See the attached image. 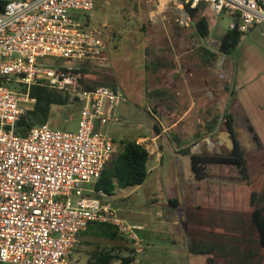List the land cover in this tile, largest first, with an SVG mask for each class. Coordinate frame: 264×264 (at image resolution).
Returning <instances> with one entry per match:
<instances>
[{
    "label": "rangeland",
    "instance_id": "1",
    "mask_svg": "<svg viewBox=\"0 0 264 264\" xmlns=\"http://www.w3.org/2000/svg\"><path fill=\"white\" fill-rule=\"evenodd\" d=\"M179 7L177 0H96L90 12L71 11L80 15L86 28L97 29L107 43L104 58L85 64L89 71L81 74L82 79L91 85L97 82L115 85L126 96L116 108L121 122H109L103 131L119 143L124 139L140 141L152 156L143 184L104 198L112 202L126 222L146 224L144 229L137 230L146 247L138 256L137 264L204 263L202 255L191 251L183 223L187 203H193L195 194L200 198V205L215 213L216 208L205 204L208 191L212 192L211 199L218 205L214 206L221 207V201H225L229 207L219 212L230 214L233 219L239 216L234 214L252 209V191L258 193L260 201L264 200V31L255 26L243 33L236 51L225 56L218 51L219 42L231 29V17L223 13L216 18L204 12L210 18V32L203 39L191 21L189 25L180 22ZM209 51L216 53V58ZM44 60L52 64L81 63L58 57ZM7 85L21 89L15 82ZM71 98L68 105L52 107L48 121L52 128L77 132L81 105ZM237 101L242 102V112L237 108ZM148 107L155 118L146 111ZM226 110L237 116V136L247 154L249 182L237 166L214 162L204 166L205 178L199 181L192 171L190 156L183 155L181 148H189L195 154L231 150L233 141L221 126ZM239 113L254 126L260 148L254 135L245 130L246 118L239 117ZM216 115H221L220 122L209 132L207 123ZM156 123L160 132L155 130ZM176 136L186 142L181 148L177 146ZM161 151L162 160H155ZM223 189L245 193L246 198L240 196L235 204L241 205V210H234L233 197L227 199L218 194ZM170 198L178 199L177 207L169 204ZM161 211L165 212V222L158 218ZM101 250L135 255L129 238L122 236L113 240L89 230L82 234L69 264H87ZM261 250L257 248V253ZM0 264L16 263L0 261Z\"/></svg>",
    "mask_w": 264,
    "mask_h": 264
},
{
    "label": "built area",
    "instance_id": "2",
    "mask_svg": "<svg viewBox=\"0 0 264 264\" xmlns=\"http://www.w3.org/2000/svg\"><path fill=\"white\" fill-rule=\"evenodd\" d=\"M180 22L192 17L186 4L209 5L214 16L226 14L231 29L264 31V0H177ZM96 0H9L0 12V261L16 264H69L82 234L94 222L111 223L134 245L136 264L145 245L143 225L120 218L111 201L93 195L122 143L103 131L119 123L116 108L125 94L110 85L83 88L71 65L46 62L68 58L86 64L103 59L106 39L86 28L73 10L90 12ZM11 75L13 77L11 78ZM8 82L21 85L12 89ZM33 85L66 91L81 105L77 132L49 122L17 133L18 122L33 109ZM26 89V90H24Z\"/></svg>",
    "mask_w": 264,
    "mask_h": 264
},
{
    "label": "trees",
    "instance_id": "3",
    "mask_svg": "<svg viewBox=\"0 0 264 264\" xmlns=\"http://www.w3.org/2000/svg\"><path fill=\"white\" fill-rule=\"evenodd\" d=\"M9 0H0V12L5 9ZM186 7L194 19L193 25L195 27L197 35L205 39L209 36L210 24L208 17L202 14V6L195 8L186 4ZM242 32L238 29L228 30L223 39L220 41L218 51L225 55L231 56L240 44ZM213 58H216V53L209 51ZM56 63V65H65ZM70 64V63H69ZM86 63H75L71 65L70 72L79 76L80 85L83 88H92L98 85H109L104 82H97L95 85L86 83L81 74H86L89 69L85 65ZM115 87V85H110ZM26 90V89H24ZM160 92H158L159 94ZM29 94L31 97L36 98V103L33 109L29 110L26 116H24L17 124V133L20 135H26L29 129L35 125L44 124L49 121L51 109L54 105L64 106L71 103V95L66 91H59L51 89L45 85H33L30 88ZM147 112L155 118V115L151 111L150 107L146 109ZM221 115H216L212 121L207 123L209 132H213L219 122ZM157 119V118H156ZM234 116L228 110L225 111L223 116V130L229 132L231 139L233 140V148L227 153H214V154H195L191 153L189 148H181L186 144L182 142L177 136L175 141L177 146L181 148L183 155H189L191 158L192 171L195 174L197 180L201 181L205 178V165L214 162L228 165H235L239 168V172L242 177L249 182L248 171V159L245 150L242 148L241 142L237 136V132L234 127ZM158 124L160 121L157 120ZM158 124H155V130L160 132ZM250 130L254 132L252 126ZM258 147L260 148L259 136L254 134ZM151 158V153L145 145L137 140L124 139L122 140V148L116 152L112 159L106 165L101 177L96 181L93 195L102 196L99 194L102 191L104 194L111 196L118 190L126 189L130 186H138L143 184L149 174L148 161ZM261 200V199H260ZM258 199V193L256 191L251 192L250 205L251 210L247 213H240L239 217L232 218L233 226L240 225L244 228L246 241V252L249 255L257 253V248L264 250V200ZM169 204L173 207H177L178 199H169ZM212 212L209 208L200 204L194 205L193 203H187L186 206V223L187 234L190 239V249L197 254H211L212 250L209 246L203 242L206 239V227L212 221L213 217L208 213ZM206 226V227H205ZM91 230L94 234L100 237H106L110 239H117L122 237L115 229V226L111 223L94 222L91 223L85 232ZM84 232V233H85ZM120 261V264H136L135 255H119L115 254L111 250H101L95 252L88 260L87 264H112L114 261ZM212 262V259L210 258Z\"/></svg>",
    "mask_w": 264,
    "mask_h": 264
},
{
    "label": "crops",
    "instance_id": "4",
    "mask_svg": "<svg viewBox=\"0 0 264 264\" xmlns=\"http://www.w3.org/2000/svg\"><path fill=\"white\" fill-rule=\"evenodd\" d=\"M201 6H202V14L203 15H205L204 12H208L210 16H214L213 11L211 10L209 5L203 4ZM208 20H209V24H210V18H208ZM193 22H194V19L192 18V23ZM217 43H218V41H217ZM236 104H237V108L241 111V108L243 109L242 102L237 101ZM233 116L235 119L234 127H235V130L237 132V130H238L237 116L235 114H233ZM238 116L239 117L244 116L246 118L247 128H245V130L248 129V131L254 135L255 132H252L250 130V126H252L253 129H254V126L251 123H249L250 121L248 120V118L242 113H239ZM254 131H255V129H254ZM177 155H179V154H177ZM151 158H152V156H151ZM162 158H163V152L161 151V152H158L155 160H158V159L162 160ZM179 158H181V156ZM211 194H212V192L208 191V194H207L208 196H207V199L205 201V204L208 207L213 206V208H216L218 211H216L215 213H213V212L211 213V215L214 217H213L212 221L209 223V225H207V227L205 226L207 233H206V239H204L203 242H205L209 246V248L212 250V253L211 254H209V253L208 254H199V255H202V257L204 258L203 264H264V252H263V250H261L262 252L256 253L254 255L247 254V252L245 250L246 245L243 244L244 241H246V238L244 237L245 236V231H244L245 227L241 228L239 224L237 226H233L232 221L230 222L232 215L225 214L223 212H219L220 210H227L224 208L229 207V206L226 205L225 201H221V203H220L221 207H217L218 205L215 204V202L212 201V199H211L212 198ZM218 194H221L223 198L225 196L228 197L227 199H232V197H233L231 202L234 206H236L235 204L238 201H240V198H239L240 196H242L243 198H246L245 193H241L240 190L236 191V190H224L223 189V191L218 192ZM199 203H200V198H198V195L195 194L193 204L196 205ZM243 204H244V202H243ZM214 205H217V206H214ZM234 210L235 211L241 210V205L240 206L237 205ZM239 214L240 213H236L234 215H239ZM237 217H239V216H237ZM158 218H159L160 222H165V220H164L165 212L164 211L158 212ZM183 223H184V226L187 230L186 219H185V221L183 220ZM137 224L143 225L144 228L146 226V224H139V223H137ZM189 243H190V239H189ZM210 258L212 259V262L210 261ZM190 264H193V263H190Z\"/></svg>",
    "mask_w": 264,
    "mask_h": 264
},
{
    "label": "water",
    "instance_id": "5",
    "mask_svg": "<svg viewBox=\"0 0 264 264\" xmlns=\"http://www.w3.org/2000/svg\"><path fill=\"white\" fill-rule=\"evenodd\" d=\"M233 141V140H232Z\"/></svg>",
    "mask_w": 264,
    "mask_h": 264
}]
</instances>
